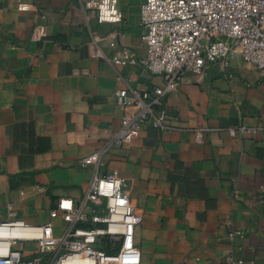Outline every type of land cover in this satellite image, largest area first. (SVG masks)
<instances>
[{
	"label": "crops",
	"instance_id": "0c3cea01",
	"mask_svg": "<svg viewBox=\"0 0 264 264\" xmlns=\"http://www.w3.org/2000/svg\"><path fill=\"white\" fill-rule=\"evenodd\" d=\"M144 2L118 0L124 19L109 23L78 0H0V222L62 233L59 201L81 198L94 171L79 161L109 145L101 173L145 208L141 264H264V73L238 51L230 78L188 76L168 97L170 131L146 126L130 144L113 141L135 112L116 93L164 83L140 64H112L146 57ZM11 249L39 253L22 237Z\"/></svg>",
	"mask_w": 264,
	"mask_h": 264
},
{
	"label": "built area",
	"instance_id": "2783aa9c",
	"mask_svg": "<svg viewBox=\"0 0 264 264\" xmlns=\"http://www.w3.org/2000/svg\"><path fill=\"white\" fill-rule=\"evenodd\" d=\"M78 2L85 11L95 12L99 22L124 19L118 0ZM141 24L145 32L140 44L146 48V57L138 59L131 53L115 57L112 64H140L163 77L164 83L150 91L123 89L116 93L117 104L135 108L122 117L113 137L116 144H130L146 126L170 131L168 97L188 76L198 83L213 75L230 78L231 60L237 51L244 63L264 73V0H145ZM109 149L105 146L79 161L82 168L92 166L94 171L81 198L59 201L58 210L66 223L62 233L56 234L51 223L34 228L19 221L0 222V240L8 241L6 250L0 251V264L142 263L134 236L144 221L145 208L131 203L121 178L101 173L102 157ZM21 237L37 242V256L25 258L21 250L11 249ZM230 237L235 238L234 232ZM227 261L235 262L234 255L227 256Z\"/></svg>",
	"mask_w": 264,
	"mask_h": 264
}]
</instances>
